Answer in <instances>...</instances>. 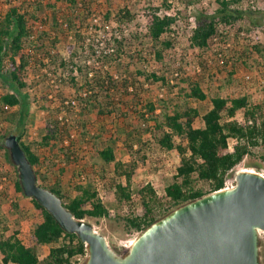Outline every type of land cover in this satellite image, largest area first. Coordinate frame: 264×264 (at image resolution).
Returning a JSON list of instances; mask_svg holds the SVG:
<instances>
[{
    "label": "trees",
    "instance_id": "obj_1",
    "mask_svg": "<svg viewBox=\"0 0 264 264\" xmlns=\"http://www.w3.org/2000/svg\"><path fill=\"white\" fill-rule=\"evenodd\" d=\"M59 1L28 0L27 3H22L20 0H6L8 7L0 11V89L2 90L0 151L3 152L5 162L15 174L13 183L17 193L25 196L18 179L17 167L12 164L9 151L5 148V139L10 134L17 135L43 186L61 197L65 206L74 213L76 218L99 222L110 219L111 212L100 199L95 187L85 182L86 178L74 186V197H68L63 191L62 177L66 170L74 169L72 176L76 174L80 178L85 167L81 159L84 158L82 162L86 159L85 156L80 158L77 148L79 141L75 138H65L69 136L70 130L57 121L53 123V126L44 127L45 134L40 142L26 143L23 140L29 116L27 113L29 95L24 92L32 90L27 77L30 69H36L38 65L52 71L61 68L66 70L70 66L78 67L81 75L84 74L85 77L81 90L87 88L91 91L89 97L80 98L79 101L88 107L98 109L100 115H111L119 109L110 95L115 85L111 77L98 71L95 77L90 79L88 72L83 71L84 66H79L75 62V56L66 61L59 55L57 51L59 42L51 38V33L45 31L38 33L34 30V22L42 19H38L34 11L31 12L29 8L36 12L45 11L47 18L52 20L51 31L53 32L62 28L66 30L64 28L66 23L68 30L63 32L67 35L68 32H73L76 42L84 45L83 27L77 24L82 20L78 11L80 12L81 7L88 10L84 4L88 0H64L63 10H60L58 6ZM103 1L111 6L115 0ZM179 1L186 9L197 8L195 10L196 27L193 29L191 47L201 52L209 51L216 40L225 41L223 32L220 30L221 26H236L241 20H245L247 15L253 26H262L264 23V11L245 8L246 0H216L217 8L213 12L204 7L200 8L204 0ZM157 12L155 8L147 11V37L151 41L155 57L162 60L167 51L174 46L170 33L175 18L160 17ZM256 14H262V17H256ZM114 19L118 28H121L124 24L133 22L135 16L128 10L122 9L117 12ZM122 45V41L117 42L118 47ZM118 52L120 53V50ZM246 52L259 58L260 66L264 68L263 44L247 46ZM47 60H49L48 63H46ZM113 61L115 58L109 55L103 59L105 64ZM203 65L205 66L204 63ZM228 75L234 76L233 71ZM148 80L152 83L159 81L163 84L167 83L164 76L156 73L148 75ZM71 81L75 84V77H72ZM186 81H188L187 88L182 85ZM182 82L181 79L177 84L179 93L175 105L172 106L173 99H162L160 101L164 106L160 114H156V104L149 102L146 105V112L151 116L145 118L146 114H140L142 127H138L130 134L127 133L129 138H125L123 145L131 160L127 162L117 160L112 139L101 144V138H81L83 143L87 144V148L90 147L93 152L95 151V154L92 152L95 156L93 160L104 166L98 174L100 179L106 178L109 166H114L111 188L114 190L116 210L128 208L126 214H115L114 219L123 227L127 236L141 233L152 223L186 203L223 189L233 171L245 159L257 162V167L264 166V106L251 104L250 98L245 95L232 99L215 96L211 98L212 108L201 118L202 126L196 127L200 113L190 101L203 102L207 100L208 95L202 86V78L197 72L194 71L193 75ZM96 91H99V94ZM15 107L19 108L17 112L9 111ZM241 111L244 114L243 122L236 119ZM151 121L154 122V126H150ZM7 123L9 126H4ZM146 133H150L152 138H143ZM68 139L70 141L66 144ZM233 139L236 142L231 151L229 143ZM153 142L162 150L177 151L181 157V165L177 168L172 182L166 186L164 198H160L151 185L138 190L137 196L141 208L135 210L132 181L138 171L139 163L147 160L142 150ZM36 145L53 153L52 159L47 156L41 157L35 151ZM55 149L58 150V154L54 153ZM87 154L90 152L85 151V155ZM51 175L54 179L47 183L48 176ZM4 177L7 178L6 175ZM205 185L209 186L210 191H205L203 188ZM7 195L6 191L0 193V207ZM31 200L42 221L35 227L30 238L21 237L18 231L9 233V229L3 222V230L0 228V254L3 262L6 264L10 262L14 264H79L88 255L86 245L75 234L64 232L36 200ZM13 205L18 217L24 218V211L20 210L19 204ZM45 247L49 248L48 254L41 259L40 250ZM262 255L264 258V236Z\"/></svg>",
    "mask_w": 264,
    "mask_h": 264
},
{
    "label": "rangeland",
    "instance_id": "obj_2",
    "mask_svg": "<svg viewBox=\"0 0 264 264\" xmlns=\"http://www.w3.org/2000/svg\"><path fill=\"white\" fill-rule=\"evenodd\" d=\"M170 1L175 3L177 11V21L174 26L175 29H173L174 35L171 36L174 46L167 51L164 59L158 60L152 50L151 41L147 37L148 30L144 23V17L150 8H155L158 11L160 9L170 10L172 8ZM20 2L27 3L28 0H20ZM59 2L58 6L60 10H63L64 0ZM84 4H86L88 10L81 7L78 13L82 20L77 24L83 27L85 33L87 32L86 28L91 24L90 18L92 14H98L102 17L100 24L103 27V34H105L104 30L106 29L104 26L108 23L104 18L106 14L107 17L115 16L119 10L125 9L135 16L130 28L127 27L129 30L128 36L122 42V47H119L121 56L111 63H102L101 69L96 70L111 77L110 79L113 80L115 85L112 87L110 95L118 104L119 109L111 115H100L98 109L83 104L78 116L75 117L73 113H70L76 129L79 126L75 139L79 141L77 148L78 152H80V158L86 157L85 162H82L84 158L83 160L81 159V163L85 165L83 169V174L86 177L85 182H89L95 187L99 192L100 199L111 212L110 219H103L99 222L88 221L106 236L114 249L122 253L131 245L138 234L127 236L123 227L114 219L115 214L124 215L128 211L127 207L122 210H116L114 190L111 188L114 166H109L106 178L101 177L100 179L98 174L104 166L93 160L95 151L93 152L90 147L87 148V144L83 143L81 138H101V144L112 139L117 160L123 162L131 160L132 158L126 152L123 143L125 138H129L127 133L130 134L137 130L138 127H142L140 114H145L146 105L149 102L156 104V114H160L162 106H164L160 101L162 99H173L172 106L175 105L179 93V88L177 87L179 80L182 79L185 82L188 76L194 74V71L202 78V86L208 95L206 101H190L191 105L198 109L200 113L196 127L202 126L201 118L212 108L211 98L215 96L232 99L245 95L250 98L251 104H262L264 106V68L260 66L261 61L259 58L246 52L247 46L264 45V23L262 26H253L251 19L247 15L245 20H241L236 26H231V28L221 26L220 30L223 32V40L225 41L216 40L209 51L201 52L192 48L190 42L193 34V25L195 24V10L197 8L186 9L179 0H115L111 6H108L103 0H95L94 2L88 0ZM245 6V8H250V10L263 12L264 0H246ZM6 7H8L6 0H0V11L5 10ZM203 7L213 12L217 8L216 0H204L200 8ZM29 9L31 12L34 11L38 19L47 18L45 11L36 12L32 8ZM60 16L63 18L62 14ZM255 16L262 17V14H256ZM48 22V30L45 29V32L51 33V38L59 42L57 48L59 55L63 59L69 58V60L75 56L79 60V66H82L81 62L87 61L86 55L83 53L82 44H78L75 37L71 40L69 33L68 35L67 33L65 34L63 31L66 32V30L63 28L59 31H51L52 20L48 18ZM83 71L87 70L83 67ZM231 71H233L234 76L228 75ZM37 72L38 68L30 69L27 81L32 91L30 89L24 92V94L29 95L27 112L29 116L27 117L26 132L23 136L26 143L40 142L45 134L44 127L53 126V123L58 121L57 116L61 111V101L75 97L80 99L77 92L81 90L85 78L84 74H80L79 81L75 80L74 84L71 81L73 75L68 70L69 74H66V77H68L67 81L63 84L61 91L55 94L49 85L50 82L48 83V79L41 72L39 73L41 75L40 78H34ZM152 73L164 76L167 79V83L163 84L161 81L152 83L148 80V75ZM114 74L118 75L117 79L113 77ZM187 82L182 84L185 88H187ZM96 92L99 94V91ZM1 94L2 90L0 89ZM50 96H56L58 101L55 102V100L50 99ZM18 109L15 107L9 111L17 112ZM243 115L241 111L236 119L243 122ZM150 116L151 114L146 115L145 118ZM153 124L154 122L151 121L150 126H154ZM4 126H9V124L7 123ZM143 138L152 137L150 133H146ZM85 141L87 142V140ZM35 151L41 157L47 156L52 159L53 153L48 152L47 149L39 145H36ZM85 151H89L91 155H85ZM54 153L58 154V150L55 149ZM142 154L146 155L147 160L139 163L138 171L132 181V189L135 192L133 196V208L135 210H140L141 208L140 200L137 196L138 190L146 185H151L157 195L160 198H164L166 186L172 182L177 168L181 165V157L177 151L162 150L154 142L145 146ZM89 155L91 156L90 158ZM257 166V162L245 159L236 167L229 179H235L236 173L240 171L260 173L264 176V166ZM73 172L74 169L68 168L62 177L63 191L68 197L75 196L73 188L82 180L76 174L73 177ZM5 175L7 178L6 181H3ZM48 177L49 181L47 183L54 179L52 175ZM15 178L14 172L5 162L3 152L0 151V187L2 185L0 193L6 191L8 194L4 197L6 199L1 202L0 228L3 230L5 224L9 229V233L18 231L21 237L30 238L42 218L37 214L31 198L27 197V199H24L21 197V199H18L15 197L13 183ZM39 182L42 183V180H39ZM203 188L205 191H210L209 186L205 185ZM14 203H18L20 210L24 211V218L18 217ZM2 219L3 221H1ZM263 236L262 234V239ZM48 249V247H45L40 250L42 259L48 254ZM86 258H83L79 264H83ZM262 262L264 264L263 255ZM0 264H2L1 254Z\"/></svg>",
    "mask_w": 264,
    "mask_h": 264
},
{
    "label": "water",
    "instance_id": "obj_3",
    "mask_svg": "<svg viewBox=\"0 0 264 264\" xmlns=\"http://www.w3.org/2000/svg\"><path fill=\"white\" fill-rule=\"evenodd\" d=\"M26 197L34 199L87 247L83 264H263L264 176L237 172L232 188L209 193L158 219L117 252L94 224L78 219L39 182L15 134L5 139Z\"/></svg>",
    "mask_w": 264,
    "mask_h": 264
},
{
    "label": "built area",
    "instance_id": "obj_4",
    "mask_svg": "<svg viewBox=\"0 0 264 264\" xmlns=\"http://www.w3.org/2000/svg\"><path fill=\"white\" fill-rule=\"evenodd\" d=\"M172 8L170 10H159L157 12V15L160 17L164 16H169L175 18V23L177 21V11L175 8V3L170 1ZM191 8V7H190ZM107 14L104 16L105 21L108 22L104 27L106 28L105 34H103V27L101 26V21L102 17L98 14H92L90 21L91 24L86 28L87 32L85 33L83 31L82 35H84V45H82L83 53L86 55V60L84 62H81V65L84 66V68L88 72V77L90 79L95 77V74L98 72L96 71L97 69H101L103 59L106 55L113 56L115 59H118L121 54L118 52L119 47L117 46V42L120 41H125L126 37L128 36V28H130L131 23L124 24L121 28H118V25L114 19V16L111 15L109 19H107ZM61 22H64L61 20ZM147 16L144 17V23L147 28ZM48 18H43L42 20H37L34 22V30L36 32L38 31H45L48 30ZM174 25L172 26V31L170 33V36L174 35ZM128 27V28H127ZM196 27V21L195 24L193 25V29ZM226 28H231V26H225ZM64 28L66 31L68 30V26L66 23H64ZM148 30V28H147ZM69 33V32H68ZM85 33V34H84ZM74 33L70 32L69 33V38L71 40L74 39ZM192 37V36H191ZM191 42V38H190ZM74 44H76L74 42ZM64 60L68 61L69 58H64ZM49 60L46 61L48 63ZM75 62L78 64L79 60L75 59ZM83 63V64H82ZM79 65V64H78ZM38 72L37 74L34 75V78H40L41 75L39 74L40 72L48 79V83L50 82V87L52 88L53 92L55 94L59 93L62 89L63 84L67 81L68 77H66L68 70L71 71L72 77H75L76 81H79V77L81 76L78 67H73L70 66L68 69L63 70L62 68L57 70V71H52L49 68H43L42 66L38 65ZM37 71V70H36ZM35 71V72H36ZM69 74V73H68ZM114 78H118L117 74L113 75ZM82 86V84H80ZM32 91V90H31ZM77 94L79 95L80 98H87L89 94H91V91H89L87 88L82 89L81 91H78ZM50 99L55 100L57 102L58 100L56 99V96H50ZM83 106V104L79 101L77 97L75 98H70L64 101H61V111L58 113L57 120L60 123L61 126L66 128L67 130H70L69 136L66 138H76L78 131H79V126H77V129L74 125L73 118H71L70 113H73L74 116H78L80 113V109ZM146 111V109H145ZM146 115L147 112H145ZM73 129V130H71ZM69 139L65 142L66 144L69 143ZM236 140H231L229 143V149L232 151L233 150V145L235 144ZM85 175L83 174L81 176L82 181L85 180ZM3 181H6V178L3 179ZM235 185V179H228L226 181V186L223 189L220 190H225L228 188H232ZM2 188V185L1 187ZM42 259V258H41ZM2 264H6L2 260ZM7 264H14L12 262L7 263Z\"/></svg>",
    "mask_w": 264,
    "mask_h": 264
},
{
    "label": "crops",
    "instance_id": "obj_5",
    "mask_svg": "<svg viewBox=\"0 0 264 264\" xmlns=\"http://www.w3.org/2000/svg\"><path fill=\"white\" fill-rule=\"evenodd\" d=\"M23 140H24V142H25V138H23ZM15 194H16L15 197H17L18 199H21V197H23L24 199H27V197H26V196H23L21 193H17V192L15 191Z\"/></svg>",
    "mask_w": 264,
    "mask_h": 264
}]
</instances>
